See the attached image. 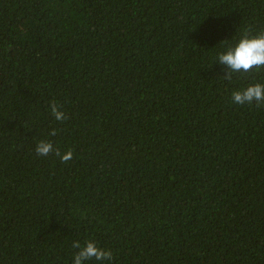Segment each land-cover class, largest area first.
Returning <instances> with one entry per match:
<instances>
[{"label":"trees","instance_id":"1","mask_svg":"<svg viewBox=\"0 0 264 264\" xmlns=\"http://www.w3.org/2000/svg\"><path fill=\"white\" fill-rule=\"evenodd\" d=\"M261 33L264 0H0V264H264V67L218 62Z\"/></svg>","mask_w":264,"mask_h":264},{"label":"clouds","instance_id":"2","mask_svg":"<svg viewBox=\"0 0 264 264\" xmlns=\"http://www.w3.org/2000/svg\"><path fill=\"white\" fill-rule=\"evenodd\" d=\"M218 62L226 65L229 69L225 75V79H231L232 73L251 72L255 68L264 67V33L255 36H243L235 47H229L226 52L219 54ZM232 100L234 103L252 104L253 101L259 106L264 103V84L256 83L248 86L243 91H234L232 93ZM51 113L57 121H64L67 119L66 114L60 110L55 102H52ZM56 129H53L49 135L55 136ZM36 153L41 156H47L53 151L55 155L60 157L62 163H67L73 158L71 150L66 153H61L59 149H54L50 141L38 142ZM73 248L79 249L75 255L74 264H84L85 261H111L113 254L110 250L103 249L97 246L93 241H87L84 246H81L79 241H74Z\"/></svg>","mask_w":264,"mask_h":264}]
</instances>
